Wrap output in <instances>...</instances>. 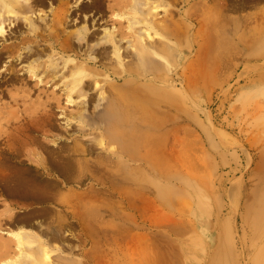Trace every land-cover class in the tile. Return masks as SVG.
<instances>
[{
  "label": "rangeland",
  "instance_id": "obj_1",
  "mask_svg": "<svg viewBox=\"0 0 264 264\" xmlns=\"http://www.w3.org/2000/svg\"><path fill=\"white\" fill-rule=\"evenodd\" d=\"M90 1L39 6L46 34L54 33L61 6L64 34L76 37L75 30L88 25V39L73 40L80 56L56 42L50 49V39L33 40L43 52L21 49L12 60L24 83L8 81L3 64L10 58L0 62V264H264V35L254 30L264 27V0L231 12L244 17L243 24L218 54L207 46L220 36L202 20L214 5L169 0L154 8L151 20L166 24L170 36L157 37L158 54L143 56L142 63L131 43L145 26L131 22L129 0H100L98 9ZM14 41L10 35L0 47ZM113 41L125 51L120 63L112 57ZM87 53L94 60L79 85L86 94L78 95L77 87L69 98L63 82ZM52 57L56 66L50 68ZM32 61L36 75L28 71ZM45 66L49 77H39ZM124 98L133 115L123 112L127 117L113 125L109 109ZM61 161L78 164L86 175L65 180L51 165ZM116 161L126 163L119 165L124 178L111 176ZM19 231L38 235L48 259L19 262Z\"/></svg>",
  "mask_w": 264,
  "mask_h": 264
},
{
  "label": "bare ground",
  "instance_id": "obj_2",
  "mask_svg": "<svg viewBox=\"0 0 264 264\" xmlns=\"http://www.w3.org/2000/svg\"><path fill=\"white\" fill-rule=\"evenodd\" d=\"M45 0H0V40H7V37L10 35H14V37H17L18 41H14V42H10L9 44H4L1 45L0 47V62L2 60V57H6V58H10V60L8 62V64H3V66L5 67L6 71L8 70V72L11 74V76L9 77L8 81L13 82H17V81H21L22 83H24V78L20 77V75L17 74V70L14 68L13 66V62L12 60L21 57L20 53H22L20 50L23 49H28V50H33L32 54H38L40 52H43V48H38V45H32V41L35 40L37 41V39H45L46 41H48L50 39V42L47 43V45L49 46L50 49H52L54 47L53 43L56 42L57 47L63 51L65 50H71L73 51L76 55L80 56V52L78 49H74V47H72L73 45V40H87V33H88V25L84 24L81 27H78L75 30V34L76 37L69 31H67L66 34H64L65 30V26L63 25V17L65 15L66 12V7L61 6L62 8H60L55 14H54V18L56 22H53L52 25L55 27V30H58V32H56L54 30L53 32H50L51 30H49L50 33H44L45 30H48V28H46L47 26L43 23H41V20L45 21V16H42V14L39 12V6L44 4ZM49 1V0H48ZM182 2H189L188 0H181ZM179 1V2H181ZM247 1H251V0H225L224 2L221 0H199L200 3H202V6H206V4L208 3H212L214 12L212 15H209L207 17H203L202 20H207V23H212L211 26H209V28H211L213 35L214 36H220V39H223V42H221V40L219 39V42L217 39L215 43H213L212 45H208L207 48H212L215 52H217V54L219 53L218 51H221L226 49L229 46V34L231 33H235V30L238 29V27H240V23L239 21H242L243 24V18L238 17L236 15V19L232 16L231 12L237 11V10H242L245 6H247ZM128 2V0H124V4H126ZM65 3V2H62ZM121 4V0L117 1L116 4ZM117 4V5H118ZM129 7L131 8L130 11L131 13L134 15L131 22H138V23H142L144 24V30H141V28L138 30V34L136 35V39L133 41V43H131L132 48L135 51V55L137 56V59L140 60V62L142 63L143 60V56H147V57H151L152 55H156L158 54L157 50L160 48L159 44L160 41L156 40L157 37H168L170 35L168 34V31H166L168 28L166 26V24H160V25H153V22L151 20V18L154 15V8L157 7H167L170 4L169 0H129L128 3ZM187 4V3H186ZM198 4V2H197ZM195 4V5H197ZM89 5H92L94 7V9H98L100 6V0H92L90 1ZM185 5V4H184ZM194 5V4H193ZM200 5V4H199ZM82 7L84 6L81 5ZM80 6V7H81ZM209 6V5H208ZM207 6V7H208ZM81 7V8H82ZM201 7V6H200ZM89 9V7H83V10ZM204 9V8H203ZM166 10V9H165ZM200 10V9H199ZM206 10V9H205ZM212 10V9H211ZM154 11V12H153ZM202 11V10H201ZM138 13V14H137ZM167 14V11H166ZM190 14V13H189ZM194 14V13H193ZM191 14V15H193ZM201 15V14H200ZM253 15V14H252ZM257 15V13H256ZM197 16V15H196ZM185 17V16H184ZM256 17V16H255ZM37 18H39V21L37 20ZM207 18V19H206ZM196 19V18H195ZM251 19V18H250ZM255 18H252V21ZM260 19V17H259ZM20 20V21H19ZM185 20V19H184ZM189 20L192 21L193 17L190 16ZM248 20V19H247ZM264 20V19H262ZM195 21V20H194ZM21 22V23H20ZM172 22V21H171ZM232 22L234 23V26L232 25ZM261 22V21H260ZM259 22V23H260ZM202 23V22H201ZM252 23H256V22H252ZM258 23V25H259ZM61 24V25H60ZM245 24V23H244ZM59 27H58V26ZM180 25V24H179ZM183 25V24H182ZM232 25V27H231ZM52 26V27H53ZM261 26V24H260ZM51 27V26H50ZM182 27V26H181ZM245 27V26H244ZM251 27V26H250ZM191 28V27H190ZM202 28V26H201ZM248 28V27H247ZM252 28V27H251ZM207 29V28H206ZM183 30V28H182ZM208 30V29H207ZM248 30V29H247ZM255 32L258 33H262V36L264 35V27H260L258 29H255ZM17 32H20L21 34L23 32H26L25 36H27L28 38L25 39V36L19 37L16 34ZM62 32V35H58L59 32ZM201 31V30H200ZM209 31V30H208ZM178 32V30H177ZM246 32V31H245ZM107 36L113 40V35L109 34V32H107ZM202 33V32H201ZM206 33V32H205ZM64 34V35H63ZM259 34V35H260ZM180 35V34H179ZM185 35V34H184ZM255 35V34H253ZM190 36V35H189ZM179 37V36H178ZM196 37V36H194ZM245 37V36H244ZM197 38V37H196ZM25 39V40H24ZM207 39V38H206ZM176 40V39H175ZM226 40V41H225ZM228 40V41H227ZM162 41V40H161ZM170 41V40H169ZM181 41V40H180ZM204 41V38H203ZM225 41V43H224ZM165 42V41H164ZM113 43V48H111L112 50V57L113 60L115 61V63H120V61L122 62V60L124 61L123 57V52H125L124 50L121 51V45L120 43H117V41L112 42ZM170 43V42H169ZM200 43V42H199ZM31 44V45H30ZM88 44V43H86ZM166 44V43H165ZM173 44V43H172ZM171 44V45H172ZM182 44V42L180 43ZM250 44V43H249ZM53 47H52V46ZM163 45V43H162ZM203 45V44H202ZM201 45V46H202ZM205 45V44H204ZM198 46V45H197ZM246 44H243V48H246ZM35 47V48H34ZM163 47V46H162ZM161 47V48H162ZM172 48V47H171ZM242 48V47H241ZM126 49V48H125ZM221 49V50H220ZM76 50V51H74ZM161 50V49H160ZM159 50V51H160ZM201 50V49H200ZM212 50V51H213ZM133 51V52H134ZM211 51V52H212ZM29 52V51H28ZM179 52V51H178ZM167 53V52H166ZM5 54V56H4ZM145 54V55H144ZM165 54V52H164ZM30 55V54H29ZM161 55V54H160ZM163 55V54H162ZM26 56H28V53L26 52ZM53 56V55H52ZM164 56V55H163ZM162 56V57H163ZM210 56V55H209ZM111 57V58H112ZM156 58V57H155ZM94 60V56L87 53V55L85 56L84 60L81 61L82 63H76L69 69L71 72L69 74V79L64 81L63 84L64 86L68 89V93H69V98H72V95H70V91L72 92L73 89L77 88L79 90H77L78 95H85V91L83 90V86L82 85L79 87L80 84H82L83 78L86 76V74H88L86 72V69H88V67L86 66L87 62L89 60ZM215 59V58H214ZM56 59H53V57L51 59H48V62H46V64H49L47 67H52V66H56ZM147 60V59H146ZM153 60V59H152ZM160 60V59H159ZM167 60V59H166ZM145 61V60H144ZM69 62H71V60H69ZM94 62V61H91ZM149 62V61H148ZM158 62V59H157ZM164 62V61H163ZM162 62V63H163ZM139 63V62H138ZM130 67H133V64H135L134 61H129L127 63ZM140 64V63H139ZM158 64H160L158 62ZM141 65V64H140ZM116 66V64H115ZM118 66V65H117ZM125 66V65H124ZM138 66V65H137ZM142 66V65H141ZM228 66V65H227ZM38 62L32 61V63L29 65L28 67V71L33 75L37 74L38 71ZM120 67V66H119ZM123 68V67H122ZM127 68V67H126ZM150 68V67H148ZM147 68V69H148ZM120 69V68H119ZM124 69V68H123ZM128 69V68H127ZM139 69V68H138ZM146 69V68H145ZM37 70V71H36ZM89 70V69H88ZM126 70V69H125ZM149 70V69H148ZM153 70V69H152ZM197 70V69H196ZM202 70V69H201ZM46 71V66L43 69V72L45 73L44 75H40L39 77H49V74L45 72ZM91 71V70H90ZM117 71V70H116ZM137 71V70H136ZM209 71V70H208ZM211 71V70H210ZM146 72V71H145ZM95 73V72H94ZM158 73V72H157ZM211 73V72H210ZM91 74V73H90ZM151 74V73H150ZM155 74V73H154ZM203 74V73H202ZM123 75V74H122ZM146 75V74H145ZM24 76V75H23ZM31 76V75H30ZM127 76V75H126ZM140 77V76H139ZM149 77V76H147ZM158 77V76H156ZM204 77V75H203ZM141 78V77H140ZM166 78V77H165ZM205 78V77H204ZM154 79V78H153ZM159 79V78H158ZM28 80V79H27ZM152 80V79H151ZM133 82V80H131ZM162 81V80H161ZM160 81V82H161ZM164 81V80H163ZM197 81V80H196ZM129 82V81H128ZM203 82V81H202ZM143 83V82H142ZM131 84V83H129ZM139 84V83H138ZM119 85V84H118ZM163 85V83H162ZM158 86V85H156ZM113 87L116 89V91L122 86H117V85H113ZM132 87V86H131ZM127 88V87H126ZM134 88V87H132ZM139 88V87H138ZM126 89L124 88L122 95L124 94V91ZM132 90V89H131ZM146 90V89H144ZM74 91V90H73ZM186 91V90H185ZM113 93V92H112ZM126 93V92H125ZM130 93V92H129ZM145 93V92H144ZM143 93V94H144ZM127 94V93H126ZM142 94V95H143ZM137 95V94H135ZM11 96V94H10ZM21 96V95H20ZM54 95H52L53 98ZM99 96V95H98ZM18 97V96H16ZM122 97V96H121ZM100 98V97H99ZM105 98L104 96L101 97V99ZM118 98V96H117ZM128 98V96H127ZM125 99L124 102H121V99H119V104L115 105V107H112L109 109L108 112V117H109V122L113 125H115L118 121H121L122 119L126 118L127 115H133V113H131L132 111V107H130V103L127 102L130 99ZM130 98V97H129ZM144 98V97H143ZM154 98V97H153ZM140 99V98H139ZM155 99V98H154ZM52 100V99H51ZM157 100V99H156ZM116 102L118 101L115 100ZM123 101V100H122ZM131 101V100H130ZM133 101V100H132ZM85 102V101H84ZM138 102V101H137ZM139 102H141L139 100ZM147 103V101H146ZM84 104V103H83ZM98 104V103H96ZM104 104V103H103ZM94 105V104H93ZM100 105V103H99ZM102 105V104H101ZM147 105V104H145ZM165 105V104H163ZM87 106V105H86ZM96 106V105H95ZM94 106V107H95ZM106 106H104L105 108ZM155 107V106H152ZM167 107V106H166ZM136 108V107H135ZM45 109V108H44ZM141 109V107H140ZM149 109V108H148ZM156 109V108H155ZM3 110V109H2ZM94 110V109H93ZM100 110V109H99ZM103 110V109H102ZM101 110V111H102ZM146 110V108H145ZM153 110V109H152ZM157 110V109H156ZM82 111V110H81ZM128 111V112H127ZM164 111V110H163ZM19 112V111H18ZM79 112V111H78ZM127 114V115H125ZM154 112V111H153ZM156 112V111H155ZM6 113V111H5ZM24 113V112H23ZM42 113V112H41ZM50 113V112H49ZM98 113V111H97ZM96 113V114H97ZM147 113V112H146ZM4 114V113H3ZM53 114V112H52ZM163 114V113H160ZM81 114H78L77 116H79L80 118ZM87 115V114H86ZM99 115V114H98ZM148 115V114H146ZM159 115V114H158ZM164 115V114H163ZM41 116V115H40ZM51 116V115H50ZM49 116V117H50ZM97 116V115H96ZM151 116V115H150ZM27 117V116H26ZM47 119H50V118ZM98 117V116H97ZM164 117V116H163ZM155 118V117H154ZM167 117H165L166 119ZM53 119V118H52ZM103 119V118H101ZM27 120V119H26ZM29 123V122H28ZM78 123V122H77ZM15 124V123H14ZM86 124V123H84ZM78 125V124H77ZM12 127V126H11ZM26 127V126H25ZM33 127V125H27V128ZM101 127V126H100ZM17 129L19 128V125L16 127ZM136 128V127H135ZM23 130V129H22ZM38 131V130H37ZM27 132V131H26ZM36 137V136H35ZM34 137V138H35ZM132 137V136H131ZM31 138V137H29ZM152 138V137H150ZM9 139V138H8ZM35 140V139H34ZM106 140V139H105ZM4 141V140H3ZM41 143V142H40ZM99 143V140H98ZM105 143V142H104ZM5 145L10 144V142L6 141V143H4ZM16 145V144H15ZM25 147V145H23ZM19 147V146H18ZM63 147V146H62ZM79 147V146H78ZM122 147V146H121ZM120 147V148H121ZM10 148V147H9ZM61 148V147H59ZM65 148V147H64ZM63 148V149H64ZM55 149V148H54ZM8 150V149H7ZM11 150V149H10ZM56 150V149H55ZM44 151V150H43ZM82 151V150H81ZM111 151V148H110ZM109 151V152H110ZM123 151V149H122ZM9 152V151H8ZM121 152V150H120ZM124 152V151H123ZM121 152V153H123ZM10 153V152H9ZM32 153V152H31ZM63 153V152H62ZM111 153V152H110ZM38 154V153H37ZM51 153L47 152V155ZM105 154V153H104ZM117 154V152H116ZM35 155V154H34ZM73 155V154H72ZM114 155V154H113ZM146 155V153H145ZM49 156V155H48ZM57 156V155H56ZM118 156V155H117ZM121 156V155H119ZM126 156V155H125ZM124 156V157H125ZM164 156V155H163ZM3 157V156H2ZM67 157V156H65ZM71 157V156H70ZM76 157V156H75ZM37 158V157H36ZM40 158V157H39ZM108 161H113L112 157L110 155L107 156ZM153 158V157H152ZM1 160V159H0ZM115 160V159H114ZM3 161V160H2ZM0 161V162H2ZM151 161V160H150ZM153 161V160H152ZM140 162V161H139ZM169 162V161H168ZM40 163V162H39ZM57 163V162H55ZM52 163V167L55 168V171H57L58 173H60L63 178H67L70 176H73L75 178H81L83 176L86 175L85 170L81 169L82 167H80L78 164L74 166H72L69 162H64L61 161L60 163ZM100 163V162H99ZM122 163V165H126V163L123 162H115V166H116V173L115 174H111L112 177H118V178H124L125 176L123 175V171H121V167L119 168V165ZM138 163V162H137ZM152 163V162H151ZM101 164V163H100ZM136 164V163H135ZM139 164V163H138ZM146 164V163H145ZM153 164V163H152ZM99 165V164H98ZM106 165V164H104ZM4 166V165H3ZM153 166V165H152ZM155 166V165H154ZM171 166V165H170ZM169 166V167H170ZM41 167V166H40ZM91 167V166H90ZM107 167V166H105ZM147 167V165H146ZM145 167V168H146ZM172 167V166H171ZM2 168V167H1ZM150 168V167H149ZM4 169V168H3ZM43 169V168H42ZM161 169V167H160ZM96 170V169H95ZM118 170H120V173H118ZM45 171V170H44ZM106 171V170H105ZM108 171V170H107ZM57 173V174H58ZM162 173V172H161ZM9 174V173H8ZM44 174V173H43ZM102 175V173H100ZM5 174H3L4 176ZM96 176V175H95ZM110 176V175H108ZM197 177V176H196ZM97 178V177H96ZM159 178V177H158ZM26 179V178H25ZM33 180V179H32ZM67 180V179H65ZM103 180V179H102ZM54 181V180H53ZM72 181V180H71ZM32 182V181H31ZM34 182V181H33ZM39 182V181H38ZM45 182V181H44ZM11 183V182H10ZM14 183V182H13ZM7 184V183H6ZM5 184V185H6ZM20 184V183H19ZM41 184V183H40ZM104 184V183H103ZM13 185V184H12ZM10 185V186H12ZM25 185V184H24ZM37 185V184H36ZM52 185V184H51ZM18 186V185H17ZM23 186V185H21ZM35 186V185H34ZM41 186V185H40ZM80 186V185H79ZM102 186V185H101ZM9 187V186H8ZM20 187V186H18ZM45 187V186H44ZM27 188V187H26ZM36 188V187H35ZM6 189V188H5ZM9 189V188H8ZM18 189V188H16ZM45 189H47L45 187ZM44 189V191H45ZM115 189V188H114ZM137 189V188H136ZM12 190V189H11ZM42 190V189H41ZM34 191V190H33ZM117 191V190H116ZM119 191V190H118ZM11 192V191H10ZM130 192V191H129ZM14 193V192H12ZM121 193V191H120ZM47 194V192H46ZM127 194V193H126ZM133 194V192H132ZM22 195V194H21ZM40 195V194H38ZM48 195V194H47ZM79 195V194H78ZM123 195V194H122ZM134 195V194H133ZM64 196V195H63ZM84 196V195H83ZM70 197V196H69ZM83 198V197H82ZM66 199V198H65ZM72 199V198H71ZM38 202V201H37ZM40 202V201H39ZM137 204V203H136ZM75 207V206H74ZM73 207V208H74ZM70 208V207H69ZM77 209V208H76ZM118 210V209H117ZM72 211V210H71ZM27 216V215H26ZM26 218V217H25ZM21 219V218H20ZM28 219V218H27ZM22 220V219H21ZM24 221V220H23ZM15 236L18 238L21 246H22V252H21V257L19 259V262H24L25 257L29 258H42V259H48V257L50 256V252H49V248L46 247V245H44L43 243H41V241L38 239V235H35L33 233H29V232H15ZM40 242V243H39ZM56 249V248H55ZM27 252V250H30L29 253H25V251ZM32 250V251H31ZM19 256V255H18ZM31 261V260H30ZM18 262V261H17Z\"/></svg>",
  "mask_w": 264,
  "mask_h": 264
}]
</instances>
